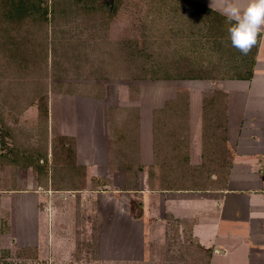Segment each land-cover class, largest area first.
<instances>
[{"label": "crops", "instance_id": "1", "mask_svg": "<svg viewBox=\"0 0 264 264\" xmlns=\"http://www.w3.org/2000/svg\"><path fill=\"white\" fill-rule=\"evenodd\" d=\"M8 1L16 2L0 0V53L2 24L8 22L1 13ZM92 1L63 5L79 9V15L62 22L79 26L71 37L79 46L69 49L75 56L99 51L97 45L98 51L90 47L88 52L82 43L89 17L80 9ZM102 1L114 11L121 0ZM179 1L218 14L223 3ZM42 6L50 8V0ZM36 21L21 17L13 23ZM41 22L50 23V13ZM123 39L125 45L136 36L113 43ZM47 46L45 78L36 77V84L26 83V69L6 74L10 65L0 57V137L6 150L0 151V219L8 230L16 226L15 208L30 201L32 208H24L22 216L31 217L33 231L49 239L50 208L57 212L61 203L65 209L59 211L69 213L62 226L72 230L73 239L79 230L83 238L92 219L90 238L75 242L72 255L78 248L95 252L99 232L113 230L128 233L115 243L127 244L125 255L113 258L116 264H144L154 240H161L163 256L178 247L192 264H264V30L249 79L103 76L98 58L92 65L78 63V80L58 76L52 87L50 38ZM111 64V71L121 72L132 63ZM147 64L142 71H230ZM131 88L137 91L133 97ZM214 92L222 99H209ZM175 231L180 237L174 243L170 234ZM14 244L30 248L40 241Z\"/></svg>", "mask_w": 264, "mask_h": 264}, {"label": "rangeland", "instance_id": "2", "mask_svg": "<svg viewBox=\"0 0 264 264\" xmlns=\"http://www.w3.org/2000/svg\"><path fill=\"white\" fill-rule=\"evenodd\" d=\"M67 1L50 0V8L48 9L40 6V1L37 0H22L21 6H16V2L8 1L7 4L5 3L6 7H3L1 16L6 18L8 22L2 24L1 36L4 40L3 52L5 54L3 55L1 52L0 57L1 59L6 58L10 65V68L5 71L6 74L19 75L21 74L19 69L23 68V70L26 69L23 72L26 83L28 81L30 84H36L39 83L36 77L45 78L46 49L49 38L50 84L52 87L55 83L53 79L58 76H64L67 82L78 80L82 75L78 72V63L86 62L87 65H92L94 60L98 58L103 65L102 75L114 77L145 78L161 75L163 71L155 73L142 71L144 64L147 63H151V66L157 69L158 67L166 69L176 67L179 68L177 70L181 71L189 70L192 67H199L200 70L202 68H227L231 71L248 69L249 67L252 48L244 56L230 45L227 39L226 25L220 14L211 13L179 0H121L120 3H117L118 7L114 11L105 6V2L102 0L88 3L87 7L80 9L84 15L89 17L86 23V33L88 34L85 35L86 39L82 43L83 47L85 43L88 50L91 47L90 50L93 51L97 50L98 45L100 54L97 50V55L92 56L90 53L86 57L75 56L69 49L79 46L76 45L77 41L71 39L76 32H79V26L77 23L71 22V25L64 27L62 22L64 18L68 21L70 18L79 15V9L63 7ZM37 4H39L38 7H36ZM48 13H50V23H42V17ZM21 17H30V19L37 21L26 24L13 23ZM56 17L60 18L55 20ZM94 35H97V38L93 37ZM134 36L136 39L126 41L128 43L125 42V45H123L124 39L116 44L113 43L116 39ZM110 51H112V55H110ZM114 61L117 65L120 64V67H122L121 63L132 64L128 68L129 71L122 70L119 72V69L111 71V66L115 65L111 63ZM132 66L134 70L131 68ZM199 72L211 77H220L222 73V71L213 70ZM86 74L92 76L95 72L94 70L88 71ZM135 89H130V97L136 94ZM213 98L222 99L218 92L209 96V99ZM0 139V151L2 149L6 151L1 147V141L4 142L5 140H2L1 137ZM60 140L58 137V141ZM17 207L15 210L18 211V215H15L16 220L14 219L16 226L12 230L10 228L8 230L7 224L0 219V264H116L112 261L113 258L121 257L127 251L126 243L122 242L119 246L115 244L116 241L126 240L127 232L102 230L99 232L101 236L99 248L95 252L91 253L89 250L86 251V254L83 250L79 252L80 249L78 248L72 255L71 249L73 251L72 245L75 242L81 245L82 242H85V237L90 238L91 218V220H87V230L83 234V238L79 230V235L74 234L73 239L72 230L68 231L66 226H62L67 221L69 213L68 211H59L65 206L58 203L57 209L60 213V217H58L62 219L57 218L58 211H55V207H51L50 238L45 239L43 235H37L33 231L34 225L29 223L31 217L28 216L30 219H26L22 216L24 208H32L30 201H23L18 209ZM26 212L29 213V209ZM54 212L56 213L54 214ZM77 221L80 223V219ZM103 224L105 227L106 224ZM135 234L136 249L138 246L137 236L140 235V232L136 230ZM177 235L176 231L170 234L171 239H173L171 241L174 243ZM21 240L30 244L40 241V245L17 249L18 247L14 243ZM151 243L150 257L144 264H192L189 258L181 253L180 248L173 247L171 256L169 253L163 256L164 246H162L161 240H154ZM132 249L131 243L128 250L131 251ZM139 251L136 249V254Z\"/></svg>", "mask_w": 264, "mask_h": 264}, {"label": "clouds", "instance_id": "3", "mask_svg": "<svg viewBox=\"0 0 264 264\" xmlns=\"http://www.w3.org/2000/svg\"><path fill=\"white\" fill-rule=\"evenodd\" d=\"M219 14L224 18L227 39L241 54H247L264 30V0H223Z\"/></svg>", "mask_w": 264, "mask_h": 264}, {"label": "trees", "instance_id": "4", "mask_svg": "<svg viewBox=\"0 0 264 264\" xmlns=\"http://www.w3.org/2000/svg\"><path fill=\"white\" fill-rule=\"evenodd\" d=\"M37 1H40L39 4L40 6H42L43 4V1L45 0H37ZM22 0H16V6H21ZM14 3V2H13ZM32 4V3H30ZM36 5V7H38V5ZM32 6V5H31ZM45 7V6H44ZM209 12H211L210 10L208 9H205ZM212 13V12H211ZM49 15V13H48ZM48 15H45L44 17H42L44 20ZM224 19V18H222ZM258 38H259V34H258V37H257V42L256 44L252 47V51L250 52V56H251V59H250V64H249V67L248 69H238V70H233V71H229V70H226L225 72H222L221 73V76L220 78H229V79H249L252 75V67H253V64H254V52H255V49H256V46H257V43H258ZM246 54H244L245 56ZM155 73V72H153ZM162 76L164 77H171V78H180V77H183V78H198V79H202V78H214V77H211V76H206V75H203V73L200 74V72H197V73H191V72H185V73H180V72H172V73H166V72H163L161 73Z\"/></svg>", "mask_w": 264, "mask_h": 264}]
</instances>
